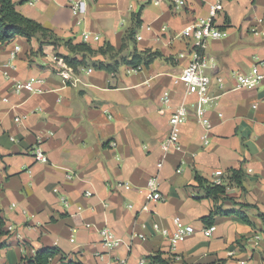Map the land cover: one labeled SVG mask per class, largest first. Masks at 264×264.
Wrapping results in <instances>:
<instances>
[{"label": "crops", "instance_id": "0c3cea01", "mask_svg": "<svg viewBox=\"0 0 264 264\" xmlns=\"http://www.w3.org/2000/svg\"><path fill=\"white\" fill-rule=\"evenodd\" d=\"M13 1L20 13L61 39L81 42L85 31L99 34V42L89 43L94 48L110 42L119 50L133 16L140 14L136 42L128 43L118 58L135 49L161 55L137 72H129L126 64L109 72L94 67V61L113 63L109 55L99 54L86 66H71L72 78L65 80L55 60L73 55L65 45L40 46L39 36L0 41V264H28L45 247L61 250L48 264H119L122 259L153 264L157 255L163 264H239V259L264 264V83L221 95L209 111L211 142L204 145L197 97L175 82L193 59V45L180 32L206 19L213 0H185L184 6H177V0H86L87 11L81 15L73 12V0ZM216 23L228 36L209 40L205 49L213 66V94L219 92L217 76L233 86V72H249L264 60V36L255 34L264 30V0H227ZM16 45L20 49L12 58ZM31 77L43 79L36 85L43 92L15 91L16 81ZM165 91L171 94L170 105L162 100ZM183 102L191 110L181 133L183 151L164 156L170 116ZM38 143L49 162L33 158L30 150ZM232 168H243L244 187L228 185L232 200L224 201L223 208L240 209L241 202L257 205L242 209L254 226L234 215H219L214 234L207 236L201 218L215 201L195 175L214 182L217 170L230 178ZM152 176L158 177L164 201L148 202L139 191ZM174 217L196 229L175 249L155 229L159 224L175 233ZM104 226L123 244L106 248L99 232ZM133 234L146 238L131 239Z\"/></svg>", "mask_w": 264, "mask_h": 264}, {"label": "built area", "instance_id": "2783aa9c", "mask_svg": "<svg viewBox=\"0 0 264 264\" xmlns=\"http://www.w3.org/2000/svg\"><path fill=\"white\" fill-rule=\"evenodd\" d=\"M38 0H29V3L36 4ZM227 0H213L209 8V16L203 20H197L194 23L188 24L181 32L180 35L190 40L193 45V59L184 68L183 72L175 80L176 83H182L186 88L187 95H195L197 97V107L196 116L199 123L203 127V144L209 145L210 139V118L208 117L209 111L213 104L221 97L222 94L226 93L228 90H235L239 88H249L254 89L260 87L264 83V60L256 63L249 72H233L232 78L234 80L233 86H228L224 76H217L216 82L219 87V92L216 94L211 93L212 76L210 74V69L212 65L210 64V59L205 54V49L209 40H217L228 36V30L222 29L217 26L216 18L220 12L225 10V3ZM177 6H184L186 4L185 0H177ZM71 7L75 14L81 15L85 14L87 11L86 0H73L71 1ZM255 34L258 36H264V30H255ZM83 42H99L101 36L99 34H92L90 32H83L81 35ZM20 46L16 45L12 58H16ZM57 62V70L59 74L65 79L70 80L72 78L73 68L65 61L64 58L55 57ZM12 64V62L7 63V65ZM142 69L140 64L137 67H129V72H137ZM88 71H92L89 69ZM43 79L31 77L26 81H16L14 84V89L16 92L20 93L23 90H29L31 92H43V89L36 86L37 84L43 83ZM162 100L165 105H170L172 97L169 91L163 93ZM191 110L187 103L183 102L178 105L172 112L169 120L170 131L169 135L162 142V149L164 156L168 155L173 151H183V144L181 141V133L183 126L187 123ZM222 116V114H219ZM20 120V118H17ZM116 146V143H112ZM33 158L37 162H49L47 154L42 149L41 145L38 143L32 147L30 150ZM163 162H159L158 166L161 167ZM180 171V170H178ZM216 179L214 183L216 184H226L229 181V176L225 174L222 170H217L215 172ZM120 186L129 188V182H120ZM55 192H59V188L54 189ZM139 191L144 193L145 198L148 202H160L164 201L165 197L160 190V183L157 176H152L147 185L144 188H139ZM90 195V192H88ZM62 202L67 206L68 201L65 196H61ZM129 207H133L132 204ZM79 212L83 210L79 207ZM143 209H148V204L143 206ZM78 212V213H79ZM174 223L176 225V231L173 234L167 229L160 228L159 224H155L156 231H159L164 236H166L171 242L173 249L176 248L177 244L184 241L187 237L194 234L196 229L193 225L185 223L180 217H174ZM87 227H91V223H86ZM12 229V227H11ZM216 230V225L204 226L202 232L207 236H212ZM103 245L108 249H113L121 244H123V239L119 237L116 232L109 226H104L99 229ZM145 239L144 234H133L131 239L135 238ZM257 239H261V235H256ZM74 241V237L71 238ZM234 251H230L229 255L233 256ZM176 258H178L176 256ZM119 264H128L127 260L122 259L118 261ZM144 262V261H143ZM239 264H248V260H238ZM153 264H163L160 261H155Z\"/></svg>", "mask_w": 264, "mask_h": 264}, {"label": "trees", "instance_id": "16d2710c", "mask_svg": "<svg viewBox=\"0 0 264 264\" xmlns=\"http://www.w3.org/2000/svg\"><path fill=\"white\" fill-rule=\"evenodd\" d=\"M134 23L131 26L124 37L123 45L119 50L110 43L107 42L104 45L94 48L89 43L86 42H75L71 39H61L53 32V30L45 27L40 22L29 18L22 13H20L16 4L13 0H0V41L7 42L16 38L17 36H22L31 40L35 37H40L41 42L40 46L45 43L53 44L57 46L58 44L65 45L73 54L71 55H62L65 61L77 69L79 66L88 65V60H91L94 56L97 55H109L113 63L106 64L104 61H94L93 65L97 69H105L109 72L116 71L121 64H126L131 67H137L140 64L148 66L153 62L156 56L161 55L160 52H152L150 50L138 51L135 49L130 56H121L122 51L126 48L128 43L136 42V33L138 28L142 24L140 14H135ZM58 55H61L58 53ZM195 179L198 186L202 187L205 190V195L209 198H212L215 201V207L213 210L206 216L201 218L202 222L205 225H213L216 222V219L219 215L224 216H237L241 218L245 223L253 225L254 223L249 218L248 214L242 210L243 208H257L258 206L251 203L241 202L239 203L240 209H224L223 203L226 200L232 198L227 196L228 185L233 183L244 187L245 172L243 168H232L231 175L229 178L228 184H216L214 182H209L206 178L201 176L199 173H196ZM237 204V203H235ZM261 219L264 220V213L260 212ZM3 224V221L1 222ZM61 250L58 247H45L37 251L34 257L28 258V264H48L51 260L57 256ZM153 261L165 262L160 255L154 256ZM63 264H82L79 262H74L72 260L63 263ZM214 264H227L225 260H219Z\"/></svg>", "mask_w": 264, "mask_h": 264}]
</instances>
